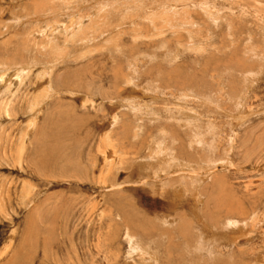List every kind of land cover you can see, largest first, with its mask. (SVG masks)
<instances>
[{
    "label": "rangeland",
    "instance_id": "obj_1",
    "mask_svg": "<svg viewBox=\"0 0 264 264\" xmlns=\"http://www.w3.org/2000/svg\"><path fill=\"white\" fill-rule=\"evenodd\" d=\"M0 66V264H264V0H0Z\"/></svg>",
    "mask_w": 264,
    "mask_h": 264
},
{
    "label": "bare ground",
    "instance_id": "obj_2",
    "mask_svg": "<svg viewBox=\"0 0 264 264\" xmlns=\"http://www.w3.org/2000/svg\"><path fill=\"white\" fill-rule=\"evenodd\" d=\"M169 13V12H168ZM135 17V16H134ZM168 18V17H167ZM84 26V25H83ZM77 30V29H76ZM155 30V29H154ZM78 32V31H77ZM44 34V33H43ZM74 35V34H73ZM77 35V34H76ZM56 61H58V60H56V59H54V61L52 62L53 64H52V66L53 65H55V64H57L56 63ZM26 63V62H25ZM48 65V64H47ZM34 66V65H33ZM41 66V65H40ZM52 66H49L50 67V69L52 68ZM6 66H0V69H2V70H4V72H7L8 71V73L11 71V68H9V69H7V68H5ZM9 67V66H8ZM35 67V66H34ZM27 68H28V71H30L31 69H33L32 67H31V65H28L27 66ZM13 69V68H12ZM42 70V69H41ZM28 71H25V72H28ZM33 71V70H32ZM40 71V70H39ZM38 71V72H39ZM51 71V70H50ZM46 71H44V73L41 71V73L40 74H42V75H40L41 77V80H44V82H45V80L48 78L49 79V73H45ZM17 73H18V71H17ZM14 74V73H13ZM35 74H37V73H35ZM43 76V77H42ZM2 77V76H1ZM35 77V76H34ZM34 81H36V83H37V79L35 78L34 79ZM33 81V82H34ZM36 83H34V84H36ZM39 84V83H38ZM37 84V86L39 87V85ZM40 88V87H39ZM47 87L46 88H42V90H43V96H44V94L47 92ZM37 91V90H36ZM38 91H40V90H38ZM40 94H39V96H41V98L43 97L42 96V94H41V92H39ZM52 93V92H51ZM34 101V102H33ZM32 103H34V105H39V103H40V99L38 98V92H37V96H34L33 98H32ZM8 107L9 106H7V104L4 106V110L3 111H5L7 114H8ZM31 110H33V109H31ZM36 116V115H35ZM31 118V117H30ZM33 118V117H32ZM31 118V119H32ZM28 121V120H27ZM33 121H35L34 119H33ZM32 121V122H33ZM29 122V121H28ZM30 123V122H29ZM31 124V123H30ZM30 124H29V126H30ZM33 124V123H32ZM31 124V125H32ZM26 130V129H25ZM27 134V133H26ZM107 140V139H106ZM161 148V147H160ZM21 149V148H20ZM19 150V149H18ZM114 151V150H113ZM160 152H162L161 150H157L156 151V153L158 154V156H155L158 160L159 159H163L162 157H164L163 156V153H160ZM155 159V158H154ZM173 160V159H172ZM171 160V161H172ZM177 161V160H176ZM169 162V161H168ZM173 162V161H172ZM156 163V162H155ZM176 163V162H175ZM178 163V162H177ZM176 163V164H177ZM174 164V163H173ZM112 165V164H111ZM179 166V165H178ZM109 168V167H108ZM152 169V168H151ZM154 169V168H153ZM199 179V178H198ZM169 186V185H168ZM177 187H178V185H176ZM179 188V187H178ZM181 188V187H180ZM182 189V188H181ZM165 190V189H164ZM177 190H179V189H177ZM183 190H184V188H183ZM173 191V193L171 194V195H169L170 196V199L168 200V198H167V204H166V206L165 207H167L168 209H166V211H164V212H167V213H169L170 212V209H171V211H172V209H174L178 204H176V203H178L177 202V200L175 199V197L177 198V196L179 195V193H181L180 192V190L177 192L176 190H175V188H174V190H172ZM175 192H177V193H175ZM171 193V192H170ZM194 197V196H193ZM188 200H189V198H188ZM164 204V203H163ZM170 208V209H169ZM164 210V209H163ZM174 211V210H173ZM176 212V211H175ZM162 213H163V211H162ZM174 213V212H173ZM184 214V213H183ZM165 215H167V214H165ZM169 215V216H168ZM167 215V217H168V219H170L169 217H170V215H171V213L170 214H168ZM181 216V215H180ZM166 217V218H167ZM177 217V216H176ZM181 218V217H180ZM179 218V219H180ZM170 220H172V219H170ZM181 223V222H180ZM182 224V223H181ZM179 226H180V224H179ZM182 226V225H181ZM180 228H182V227H180ZM177 229H178V227H177ZM183 230H187V229H184L183 228ZM165 231V230H164ZM188 231V230H187ZM186 231V232H187ZM181 232V231H180ZM182 232H184V231H182ZM167 235V234H166ZM240 234H237V232H233V234L232 233H229L228 235H227V237H228V239L229 240H231V241H233V243H237L238 241V237H240L239 236ZM242 235H244V233H242ZM224 236H225V234H224ZM227 239V240H228ZM224 239L222 238V241H223ZM240 264V263H239Z\"/></svg>",
    "mask_w": 264,
    "mask_h": 264
}]
</instances>
